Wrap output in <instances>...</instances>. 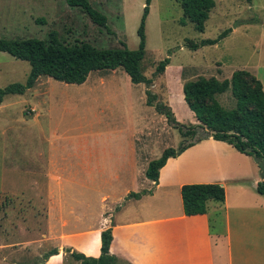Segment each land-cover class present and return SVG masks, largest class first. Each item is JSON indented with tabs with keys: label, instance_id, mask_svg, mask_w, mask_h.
<instances>
[{
	"label": "crops",
	"instance_id": "obj_1",
	"mask_svg": "<svg viewBox=\"0 0 264 264\" xmlns=\"http://www.w3.org/2000/svg\"><path fill=\"white\" fill-rule=\"evenodd\" d=\"M199 51L197 48L192 52ZM153 64L145 66L141 62L143 75L151 76L156 67ZM186 66L190 64L184 61L174 64L170 57L150 90L172 108L179 122L196 125L198 121L185 102L182 88L185 81L198 75L185 73ZM124 74L141 107L138 115L115 111L108 118L102 105L98 107L103 114L100 118L105 116L109 126L105 129L108 144L123 140L125 119L135 117L127 125L128 145L115 152V161H110L111 154H95L90 145L79 141L70 130L62 131L50 121L54 101L59 99L48 83L51 77L41 75L24 93L4 96L29 97L25 102L34 99L25 117L36 123L41 117L48 119L54 132L49 140L55 141L62 132L66 155L57 161L37 147L35 165L27 170L36 172L35 176L45 178L46 182L32 183L37 207H29L42 211L29 215L35 222L30 224L27 210L15 213V221L9 220L10 210L5 214L8 225L0 228V264L28 263L53 248H58V253L44 264H81L65 250L98 257L101 232L108 227L112 233L109 252L119 264H235L236 248L247 254L244 242L248 239L247 223L242 216L250 212L262 214L258 221L264 225V194L256 190L263 177L253 156L207 136L177 156L169 157L159 169L156 183L146 176L149 162L159 158L165 148L175 146L177 135L165 116L147 104L146 85L132 82L122 66L91 71L80 84L59 82L72 86L88 82L80 89L92 97L94 91L101 92L97 82L112 76L123 80ZM189 183H218L224 188L225 198L209 200L204 214L185 215L181 187ZM143 191L146 193L139 198H129L121 204L129 192ZM257 264H264V254Z\"/></svg>",
	"mask_w": 264,
	"mask_h": 264
},
{
	"label": "rangeland",
	"instance_id": "obj_2",
	"mask_svg": "<svg viewBox=\"0 0 264 264\" xmlns=\"http://www.w3.org/2000/svg\"><path fill=\"white\" fill-rule=\"evenodd\" d=\"M88 1L107 17L105 27L93 23L79 7L68 5L66 0H0V38H38L47 41L48 32L54 29L65 45L71 46L85 41L97 48H116L123 42L129 49L138 48L137 29L145 0ZM214 1L215 6L205 22V30L199 32L184 17L177 0H151L145 20L143 65L154 63L155 67L159 61L171 57L174 64L176 61L190 64L184 69L187 74L214 76L218 79L229 78L233 71L244 69L255 75L264 86V0ZM227 28L232 29L228 35L216 44L199 47L201 51L198 53H193L187 47L189 41L199 42L202 39L215 38ZM29 70L27 61L0 51V88L25 82ZM105 79L104 82H97L101 92L94 91L92 97L86 94V90L80 89L88 82L83 86H72L47 79L53 94L59 98L54 101L50 121L62 131L70 130L79 141L90 145L95 154H111L110 161H115V152L122 145H128L126 136L130 130L127 125L135 117L125 119L127 125L124 127L123 140L108 144L105 129L109 126L106 125L105 116L109 118L111 116L108 114L115 111L136 116L141 107H138L137 96L126 74L123 80H116L113 76ZM171 89L175 91V86L172 85ZM27 98L29 97L7 95L0 105V228L7 227L5 214L9 210L12 212L9 220L12 221L16 220L15 213L27 210L29 224L35 223L29 215L42 211L29 207H37V196L33 193L32 183L46 182L45 178L35 176L36 172L27 170L35 165L37 147L42 154L52 155L57 161L66 155L62 132L58 133L55 141L49 140L54 132L48 125V119L41 117L40 122L36 123L25 117L30 113L29 106L34 104V99L25 102ZM216 98L227 110L235 107L236 100L230 89L218 94ZM101 105L105 111L104 119L100 118L103 114L98 109ZM172 129L177 135V144L171 147L177 148L183 138L178 129ZM73 135L71 138L75 139ZM125 200L124 197L121 204ZM261 216L262 214L255 212L242 216L247 223L248 239L244 240L247 254L236 248L235 264H257L263 256L264 225L258 221ZM46 252L48 250L43 254ZM40 259L41 255H38L24 264H34Z\"/></svg>",
	"mask_w": 264,
	"mask_h": 264
},
{
	"label": "trees",
	"instance_id": "obj_3",
	"mask_svg": "<svg viewBox=\"0 0 264 264\" xmlns=\"http://www.w3.org/2000/svg\"><path fill=\"white\" fill-rule=\"evenodd\" d=\"M183 15L194 26L203 32L209 13L215 6L214 0H177ZM251 2V0H246ZM67 4L79 7L93 23L104 26L107 17L95 9L88 0H66ZM151 0H145L141 21L137 29L138 48L129 49L123 42L116 48H97L83 41L80 44L65 45L58 38L56 30L48 32V40L38 38H0V51L6 52L16 59L27 61L30 65L25 82L12 83L0 88V103L6 94H22L32 87L41 75L66 83H83L88 74L94 70L114 69L122 66L134 83L146 85L147 104L165 116L169 125L178 129L183 141L177 147L165 148L162 155L149 162L146 176L158 182L159 169L169 157L180 154L198 140L211 136L215 140L225 141L238 151L251 155L257 162L262 179L257 183V192L264 194V90L262 82L252 73L244 69L232 72L229 78L217 79L214 76H198L183 84V95L189 109L194 113L198 124L186 125L179 122L172 108L157 99L150 91L155 77L162 73L169 63V58L158 62L150 77L143 75L141 62L145 54V20L149 13ZM184 22V20H182ZM231 28L222 30L215 38L202 39L199 42L189 41L191 50L204 45H213L223 39ZM230 89L236 100L235 107L225 109L217 100L218 94ZM201 130V131H199ZM193 138L189 140L188 138ZM143 192H129L125 199L139 198ZM181 197L185 215L204 214L209 200L223 201L225 191L218 183H189L181 187ZM112 240L111 227L101 232V253L98 257H87L82 253L66 249L81 261V264H118L116 256L109 252ZM58 253V248L48 250L41 255L39 262L44 264L49 256Z\"/></svg>",
	"mask_w": 264,
	"mask_h": 264
}]
</instances>
